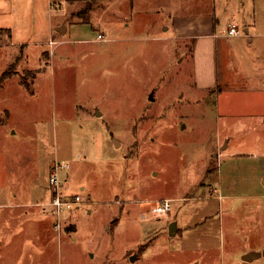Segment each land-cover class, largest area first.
<instances>
[{
  "label": "rangeland",
  "instance_id": "1",
  "mask_svg": "<svg viewBox=\"0 0 264 264\" xmlns=\"http://www.w3.org/2000/svg\"><path fill=\"white\" fill-rule=\"evenodd\" d=\"M82 1L62 55L31 57L32 86L24 51L0 36V264H264V37L249 47L244 31L255 17L264 32V0ZM197 17L219 36L215 91L197 86V39L177 26ZM56 161L79 210L13 206L28 190L17 167L47 202ZM163 199L172 211L157 217Z\"/></svg>",
  "mask_w": 264,
  "mask_h": 264
},
{
  "label": "crops",
  "instance_id": "2",
  "mask_svg": "<svg viewBox=\"0 0 264 264\" xmlns=\"http://www.w3.org/2000/svg\"><path fill=\"white\" fill-rule=\"evenodd\" d=\"M77 1L82 0H0V36L8 38L9 46H15L24 51V55L21 53L20 59H24L25 64L27 63L26 69L34 70L37 73L31 81V86L38 78V74L42 73L40 72V64V67L30 68L29 64H31V57L34 59L33 63H40L41 59L46 54H50L52 60L57 55L61 56L63 50H65L62 46L67 42L64 37L81 25L78 21H74V19H78V17H84V7L80 8V3H78V5L75 4ZM82 2L85 4L86 0ZM72 19L74 22H72ZM253 19L254 20L251 23H249L248 20H244V31L247 36H249V39H247L249 47L254 43L257 37H264L263 30H260L261 28H256L257 24H255V17ZM178 20L179 18H177V21ZM177 23L180 31H183L186 34H192L197 39L194 49L197 86L206 90L215 91L217 87H220V79L218 78L217 66V45L219 36L216 34L214 21H208L205 23L197 17V19L188 18L186 23L181 18V21H178ZM194 28L196 29L195 33H189L188 30ZM200 30H203V32L199 33ZM252 31H255V33L252 34ZM239 38V40H241L244 36ZM205 42H210L211 44L210 55L209 50L207 51L211 67L210 72L206 73V75L199 72L197 66L198 57L201 56V54L199 56L200 48L202 46L201 44ZM239 42L240 41L237 42L238 45ZM2 44L3 41L0 39V45ZM61 49L63 50L61 51ZM252 52L253 56L248 61L258 62L259 59H262L258 52H255V50H252ZM226 53L227 50L225 51V54ZM46 70H43V72ZM21 84L28 88L26 84ZM31 93L34 94V90H32ZM25 104L27 105V103ZM7 113L8 118L15 115V112L10 109L7 110ZM39 113V111L28 113L26 123L32 121L33 116L31 115H39ZM14 133H16V131L13 132V134ZM17 168V183L23 187L27 186L28 190H26V194H22V190L16 192L15 198L20 199L21 201L17 200V202H14L12 205L19 208L33 207L36 205L37 207L42 208L43 211L37 212V215L49 219L50 213L48 209L53 208L50 206L53 196L51 187L50 198L46 202L44 199L47 196V191L45 192V190L40 187L39 180H36L35 178L34 180L32 179L27 182L23 181L28 180L29 178L27 175H22L23 167L18 166ZM32 197L35 199V202ZM259 257L260 256L258 255L255 259Z\"/></svg>",
  "mask_w": 264,
  "mask_h": 264
},
{
  "label": "built area",
  "instance_id": "3",
  "mask_svg": "<svg viewBox=\"0 0 264 264\" xmlns=\"http://www.w3.org/2000/svg\"><path fill=\"white\" fill-rule=\"evenodd\" d=\"M224 33L228 37H238L241 35L242 30L240 26L236 22H234V20H232L224 30ZM99 37L102 38V35L100 34ZM70 168V163H60L58 161H56L51 167L49 181L53 196L50 202V206L55 207L58 215H61V213L65 209L69 211H75L79 209L80 205H82L84 202V199L80 195L67 197L63 192L64 183L60 177L61 171H66ZM171 211L172 200L170 199L161 200L159 204L153 209V213L157 217H167L168 215H170ZM58 228H60L59 225Z\"/></svg>",
  "mask_w": 264,
  "mask_h": 264
},
{
  "label": "water",
  "instance_id": "4",
  "mask_svg": "<svg viewBox=\"0 0 264 264\" xmlns=\"http://www.w3.org/2000/svg\"><path fill=\"white\" fill-rule=\"evenodd\" d=\"M152 98V97H151ZM153 99V98H152ZM100 115V113H99ZM116 145H119V141L115 140ZM176 223H173L170 229V234L174 235L176 231ZM258 255L256 253L247 254L244 256V260L246 261H253Z\"/></svg>",
  "mask_w": 264,
  "mask_h": 264
},
{
  "label": "trees",
  "instance_id": "5",
  "mask_svg": "<svg viewBox=\"0 0 264 264\" xmlns=\"http://www.w3.org/2000/svg\"><path fill=\"white\" fill-rule=\"evenodd\" d=\"M34 77V76H33ZM6 77H4V78H2L1 80H0V84L3 82V80H6L5 79ZM26 86L28 87V88H30V84L28 83V84H26Z\"/></svg>",
  "mask_w": 264,
  "mask_h": 264
}]
</instances>
